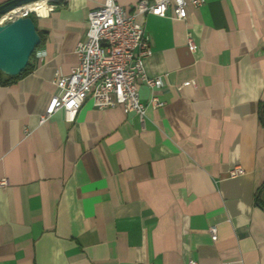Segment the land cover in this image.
<instances>
[{
	"label": "crops",
	"instance_id": "1",
	"mask_svg": "<svg viewBox=\"0 0 264 264\" xmlns=\"http://www.w3.org/2000/svg\"><path fill=\"white\" fill-rule=\"evenodd\" d=\"M104 1L57 0L28 72H0V264H264V0L140 18L165 103L144 123L90 99L74 123H41ZM139 94L147 105L153 91Z\"/></svg>",
	"mask_w": 264,
	"mask_h": 264
},
{
	"label": "built area",
	"instance_id": "2",
	"mask_svg": "<svg viewBox=\"0 0 264 264\" xmlns=\"http://www.w3.org/2000/svg\"><path fill=\"white\" fill-rule=\"evenodd\" d=\"M56 2L49 1L48 5L55 8ZM189 3L200 7L205 0H140L131 12L115 0H105L99 8L90 11L86 39L79 42L75 49L78 64L69 75H56L57 94L42 115L41 123L59 111L65 112L68 123H74L88 99L100 111L120 107L125 113L135 112L144 123L147 107L158 109L165 103L159 100L155 92L164 86L163 79L150 77L146 72V61L153 50L140 18L147 15L165 18L171 11L172 19L185 21ZM32 14L39 17L35 12H26L21 16L12 15L2 23L5 15L0 17V24ZM188 46L191 51L195 50L191 34L188 36ZM141 85L153 91L147 105L140 99ZM243 174L241 167L230 171L232 178ZM7 186V181L0 183L1 188ZM212 236L214 241L217 240L215 228L212 229ZM188 264L198 263L190 261Z\"/></svg>",
	"mask_w": 264,
	"mask_h": 264
},
{
	"label": "water",
	"instance_id": "3",
	"mask_svg": "<svg viewBox=\"0 0 264 264\" xmlns=\"http://www.w3.org/2000/svg\"><path fill=\"white\" fill-rule=\"evenodd\" d=\"M39 1L41 0L10 1L0 7V17ZM40 44L41 37L31 17H16L0 24V72L8 77L19 76L29 65Z\"/></svg>",
	"mask_w": 264,
	"mask_h": 264
},
{
	"label": "bare ground",
	"instance_id": "4",
	"mask_svg": "<svg viewBox=\"0 0 264 264\" xmlns=\"http://www.w3.org/2000/svg\"><path fill=\"white\" fill-rule=\"evenodd\" d=\"M48 11H49L48 0H41V1L36 2L34 4L16 9L11 14L2 18L1 22L3 23L6 19H8L12 15L21 16L26 12H35L37 15H40V17H41L43 15H46L48 13Z\"/></svg>",
	"mask_w": 264,
	"mask_h": 264
},
{
	"label": "trees",
	"instance_id": "5",
	"mask_svg": "<svg viewBox=\"0 0 264 264\" xmlns=\"http://www.w3.org/2000/svg\"><path fill=\"white\" fill-rule=\"evenodd\" d=\"M30 17L33 19V21H34L35 24H36V22H37V16H36L35 14H32V15H30ZM39 35H40V37H41V39H42V36H41L40 33H39ZM33 55H34V54H33ZM33 55H32V57H33ZM32 57H31V58H32ZM30 60H31V59H30ZM29 68H30V62H29V65L27 66V68L23 71V73H21L19 76H16V77H8V79H9L10 81H14V80H17V79L21 78L23 75H25V74L28 72Z\"/></svg>",
	"mask_w": 264,
	"mask_h": 264
}]
</instances>
